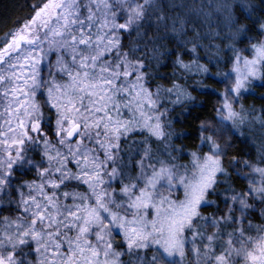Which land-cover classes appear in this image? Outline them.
Listing matches in <instances>:
<instances>
[{"label": "snow or ice", "instance_id": "snow-or-ice-1", "mask_svg": "<svg viewBox=\"0 0 264 264\" xmlns=\"http://www.w3.org/2000/svg\"><path fill=\"white\" fill-rule=\"evenodd\" d=\"M28 7L0 38V264H264V109L241 103L264 0ZM194 91L219 100L185 153Z\"/></svg>", "mask_w": 264, "mask_h": 264}, {"label": "trees", "instance_id": "trees-1", "mask_svg": "<svg viewBox=\"0 0 264 264\" xmlns=\"http://www.w3.org/2000/svg\"><path fill=\"white\" fill-rule=\"evenodd\" d=\"M38 0H0V38H2L5 33L11 29L16 22H18L21 18L25 17L26 15L31 13V8L28 7L30 3H37ZM254 3L259 4L260 0H253ZM252 35H256L257 39L260 37L253 33ZM247 54V53H245ZM203 55V53H201ZM202 63L207 64V61H202ZM210 70L215 73L217 71L216 67L212 65H207ZM221 70H226L223 65H220ZM166 71H171V69H167ZM161 83H164L161 81ZM205 83L211 87L216 89L217 92H222L224 90V85L218 83L216 80H206ZM255 91L258 94H264V88H257ZM194 96L197 97L198 102L202 105L201 107L195 108L191 110V115L188 117L187 122L184 124H176V130L178 132L185 131L189 132L192 135L189 138L183 139L182 141H176L181 147L184 148L185 153L196 151L198 140L196 139V127L199 125L200 121L208 120L214 121L215 120V108L217 106L219 97L214 94H201L200 92H192ZM241 103L245 107H252L254 106L256 109H264V100L259 98V95H248L245 96ZM198 117V119H197ZM260 129L255 128L251 135L254 137H259ZM155 147V145H154ZM241 145L237 144L235 148L232 149V155H235L239 158L240 156V149ZM255 158V157H253ZM181 163H188V157L185 156L181 161ZM232 184L233 187L239 190H243L246 187L247 182L245 180L240 179L233 175L232 177ZM211 211V210H209ZM205 214H208L207 212ZM253 223L260 224L262 221L259 217L253 220Z\"/></svg>", "mask_w": 264, "mask_h": 264}]
</instances>
